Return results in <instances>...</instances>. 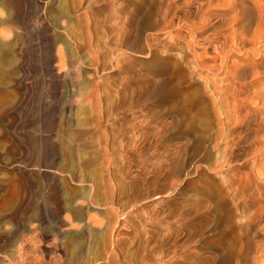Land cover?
<instances>
[{"label":"rangeland","instance_id":"374dc122","mask_svg":"<svg viewBox=\"0 0 264 264\" xmlns=\"http://www.w3.org/2000/svg\"><path fill=\"white\" fill-rule=\"evenodd\" d=\"M79 1L85 0H0V21L2 18L6 19L4 24L0 23V264L108 263L111 246L98 243L111 215L110 206L105 203L106 189L99 177L103 168L101 155L96 148L82 147V150L79 148L75 151L69 142L70 134L75 130L77 132L94 128L95 112L99 110L98 113L103 114L104 106L109 111L110 119L114 117L111 114L117 111L123 116H129L126 127H139L138 130L144 133L154 132L155 127H159V130L164 128L160 130L161 139L156 146H148L141 154H129L135 164L147 163L150 167L154 164L160 167L161 164L166 166L168 159L172 162L171 170L168 171L170 177H160L161 183L156 181L146 188L142 187L136 193L137 199L133 207L130 197L124 192L120 195L119 203L112 207L115 210L114 215L124 222V231L128 233L123 236L121 242L122 252L132 258L139 255L144 232H157L164 225L161 223L163 216L160 214L163 208L173 214L171 220H166L172 222L178 218L186 223L181 228L183 227V231L190 230V236L193 238L190 247L197 257L215 255L211 248H201L199 240L211 239L214 234L217 235L221 226L218 224L219 219L214 217L215 213L224 212L237 204L232 191V179L237 173H234L233 166L237 167L243 176L260 167L254 171L253 178H249L254 182L255 191L261 190L259 192L264 194V174H260L261 166L253 165L256 155L264 151V130L261 135H257L256 131L254 133V130L249 133L246 143L234 148L236 155H239H235L234 163L229 165L226 160L229 147L222 137L223 131H220L224 130V127H221L224 117L220 114L222 109L218 104L217 91L213 90L214 87L220 86L222 78L219 77L228 65L238 61L237 64L251 66V71L244 78L245 82L241 80L242 92L238 89L237 96L243 99L247 97L248 105L245 103L243 110L247 107L246 112L250 110L256 121L264 118V0H183V5L182 0H164L167 4L163 0H99L100 4L96 3L97 0H94L95 3L93 0H86V3L83 2L85 4L77 7ZM170 1L175 4L168 15L165 9ZM197 7L203 10L198 8V12ZM259 12L263 15L260 16ZM90 14L96 21L93 28L85 25L88 17H91ZM83 15L87 17L86 20ZM178 16L180 19L175 18ZM124 23L130 24H126L127 32L130 33V44L116 48L112 37L117 32H122ZM257 26L261 29L258 30ZM244 27H250L252 31L247 29L246 32ZM3 28L7 29V36L1 35ZM256 29L258 31H255ZM240 31H243V34ZM87 33L97 35L95 39L97 38V44L101 47L98 53V64H101L99 68L93 65L89 58L88 54L92 50L85 46L86 36H90ZM244 33L248 34L249 38ZM188 35H191V39ZM140 36L143 39H140ZM220 36L224 37L223 41L219 39ZM255 36H258V41ZM134 42L138 44L131 47ZM225 42H230L231 47L234 45L238 50L235 47L230 48ZM205 47L209 50L203 49ZM220 52L224 54L221 56ZM120 53H125L126 56ZM60 55L64 59H61ZM197 55H200V58L197 59ZM191 56L192 58H189ZM206 60L207 64L204 62ZM214 60L218 62L214 64ZM211 61L213 64H210ZM203 67L204 70H201ZM217 67L219 68L216 70ZM249 91L255 94H249ZM116 106H122V109L117 110ZM192 114L195 115L194 118ZM112 127L117 130L119 123L113 120ZM259 129H264V124ZM91 135L98 136L96 133ZM255 135L257 136L252 137ZM195 143L198 146H195ZM170 153L176 161L172 156L165 157ZM187 161L191 163L188 164ZM178 163L180 165L177 170ZM239 163L241 164L238 165ZM114 165H120L118 156L114 159ZM246 174L245 177L248 176ZM122 186L125 188L124 183ZM155 192L157 194L153 195ZM237 220L241 223L243 219ZM262 222L256 228L263 233L257 236L258 243L254 242L257 253L253 250L255 253L251 256V260H258L256 264H260L264 259V221ZM177 225L171 226L177 229ZM195 245L198 247H194Z\"/></svg>","mask_w":264,"mask_h":264},{"label":"bare ground","instance_id":"6f19581e","mask_svg":"<svg viewBox=\"0 0 264 264\" xmlns=\"http://www.w3.org/2000/svg\"><path fill=\"white\" fill-rule=\"evenodd\" d=\"M119 1V0H118ZM123 1V0H122ZM127 1V0H126ZM132 1V0H131ZM186 1V0H185ZM258 1V0H257ZM260 1V0H259ZM86 3V0L83 1ZM82 1H79L77 2V7L85 4L83 3ZM94 2V0H93ZM113 2V1H111ZM136 2V1H135ZM134 2V3H135ZM160 2V1H159ZM164 2V0H163ZM162 2V5L167 4L166 1L163 3ZM193 2V0H192ZM87 3H89L87 1ZM95 3V2H94ZM96 3H99V0L96 1ZM114 3V2H113ZM142 4V2H140ZM144 3V2H143ZM147 3V1H146ZM150 3V1H149ZM155 3V2H154ZM177 3V2H176ZM259 3V2H258ZM100 4V3H99ZM98 4V5H99ZM116 4V3H115ZM120 4V3H119ZM175 3L173 2H168V6H167V9H165V13L166 14H170L172 12V9H173V5ZM181 4V2H180ZM193 4V3H192ZM195 4V2H194ZM193 4V5H194ZM95 5V4H94ZM177 5V4H176ZM183 5V0H182V4ZM181 5H179L178 7H180ZM191 5V4H189ZM188 5V6H189ZM192 5V6H193ZM196 5V4H195ZM200 5V4H199ZM201 5H204V4H201ZM233 5V4H232ZM262 5V4H261ZM145 6V5H144ZM231 6V5H230ZM239 6V5H238ZM135 7V6H134ZM162 7V6H160ZM160 7L158 9H160ZM186 7H187V3H186ZM202 7V6H200ZM83 8V7H82ZM150 8V6H149ZM149 8H148V11H149ZM152 8V7H151ZM164 8V6H163ZM181 8V7H180ZM185 8V7H184ZM199 7H197V11L200 9H198ZM203 8V7H202ZM205 8V7H204ZM258 8V7H256ZM261 8V7H260ZM264 8V7H263ZM182 9V8H181ZM192 9V8H191ZM255 9V8H254ZM253 9V10H254ZM154 10V8H153ZM157 10V8L155 9ZM189 10V9H187ZM195 10V9H194ZM203 10V9H200V11ZM252 9H250L251 11ZM258 10V9H257ZM263 10V9H262ZM147 11V10H146ZM162 11V10H161ZM159 10V12H161ZM192 11V10H191ZM198 11V12H200ZM264 11V10H263ZM136 12V11H135ZM150 12V11H149ZM158 12V13H159ZM163 12H164V9H163ZM193 12V11H192ZM191 12V13H192ZM252 12V11H251ZM255 12V11H254ZM258 12V11H257ZM2 13V12H1ZM145 13V12H144ZM174 13V12H173ZM185 13V12H184ZM188 13V12H186ZM196 13V11L194 12ZM249 13V12H248ZM256 13V12H255ZM261 12H259L260 14ZM263 13V12H262ZM139 14V13H138ZM164 14V13H163ZM165 14V15H166ZM200 14V13H199ZM238 14V13H237ZM237 14L235 16H237ZM258 14V13H257ZM2 15V14H1ZM86 16H88L87 14H85ZM144 16L146 14H143ZM156 15H159V14H156ZM186 15V14H185ZM193 15V14H192ZM191 15V16H192ZM196 15V14H195ZM198 15V14H197ZM255 15V14H254ZM263 15V14H260V16ZM84 16V15H83ZM82 16V17H83ZM91 17H88L89 20L87 19V22L85 23L86 27H91L93 28L95 26V20L92 18L94 16H92L90 14ZM149 16V15H148ZM161 16V15H160ZM164 16V15H163ZM175 16V14H174ZM188 16V15H187ZM200 16V15H199ZM205 16V15H204ZM85 17V16H84ZM151 17V16H149ZM159 17V16H158ZM173 17V15H172ZM180 16L178 17H175V18H179ZM185 17V16H184ZM189 17V16H188ZM194 17V16H193ZM197 17V16H195ZM248 17V16H247ZM252 17V16H250ZM87 17H85V20H86ZM145 18V17H144ZM165 18V17H164ZM187 18V17H185ZM191 18V17H190ZM189 18V20H190ZM201 18V17H200ZM203 18V16H202ZM201 18V19H202ZM253 18V17H252ZM251 18V19H252ZM256 18V16H255ZM259 18V17H258ZM143 19V18H142ZM149 19V18H148ZM163 19V17L161 18ZM167 19V18H166ZM168 19H169V16H168ZM180 19V18H179ZM177 19V21L179 20ZM184 19V18H183ZM199 19V18H198ZM234 19V18H233ZM262 19V18H261ZM83 20V19H82ZM151 20V19H150ZM148 20V21H150ZM154 20V18H153ZM172 20V19H171ZM169 20V21H171ZM174 20V19H173ZM176 20V19H175ZM186 20V19H185ZM235 20H236V17H235ZM253 20V19H252ZM256 20V19H255ZM260 20V18H259ZM6 19L2 18L0 23H5ZM84 21V20H83ZM140 21V20H139ZM147 21V19H146ZM159 21V20H158ZM162 22L164 20H161ZM184 21V20H183ZM182 21V22H183ZM192 21V20H191ZM202 21V20H201ZM262 21V20H261ZM106 22V21H105ZM125 22V21H124ZM144 22V20H143ZM181 22V24H182ZM185 22V21H184ZM210 22V21H209ZM250 22V21H248ZM247 22V23H248ZM255 22V21H254ZM120 23V22H119ZM141 23V22H140ZM165 23V21H164ZM169 23V22H168ZM173 23V22H172ZM175 23V21H174ZM190 23V22H188ZM197 23V21H196ZM205 23V21L203 22ZM231 23V22H230ZM236 23V22H235ZM237 23L238 20H237ZM252 24V22H250ZM248 23V24H250ZM261 23V22H260ZM116 25L118 24L117 22L115 23ZM126 24H129V23H124V27L122 29V32L119 31L117 32V34L112 37L113 40L115 41V45H116V48H122V47H125L126 45H129V41H130V33L128 34V30L126 28ZM137 25H139L137 22H136ZM157 24V23H156ZM167 24V23H166ZM178 24V23H177ZM176 24V25H177ZM194 25V23H192ZM233 24V23H232ZM242 24V23H241ZM244 24V23H243ZM246 24V22H245ZM258 24V22H257ZM84 25V24H82ZM122 25V24H121ZM141 25V24H140ZM144 25V23H143ZM207 25V24H206ZM240 25V24H239ZM4 26V25H2ZM1 26V27H2ZM113 26V25H112ZM130 26V24H129ZM164 26V25H163ZM178 26V29H179V24L177 25ZM186 26V25H185ZM195 26V25H194ZM209 26V25H208ZM250 26V25H249ZM254 26V24H253ZM260 26V25H259ZM115 27V26H114ZM117 27V26H116ZM122 27V26H121ZM140 27V26H139ZM142 27V26H141ZM146 27V26H145ZM145 27H144V30H145ZM175 27V25L173 26ZM184 26H182L183 28ZM202 27V26H201ZM248 27V26H247ZM251 27V26H250ZM247 28L249 29L250 31L251 28ZM258 27V26H257ZM256 27V28H257ZM264 27V26H263ZM88 28V29H89ZM187 28V26H186ZM204 28V27H203ZM211 28H212V25H211ZM210 28V29H211ZM239 28V27H238ZM237 28V29H238ZM259 28L261 29V27H258V30ZM136 29V28H135ZM177 29V27H176ZM191 29H193L191 27ZM199 29V28H197ZM208 29V28H206ZM245 31L247 30L245 27H244ZM9 30V29H8ZM92 30V29H91ZM111 30V29H110ZM119 30V29H118ZM132 30V29H131ZM138 30V29H137ZM168 30V29H167ZM182 30V29H180ZM188 30V29H186ZM195 30V28H194ZM201 30V29H200ZM242 30V29H241ZM257 29L255 31H258ZM264 30V29H263ZM142 31V30H141ZM175 31V30H174ZM179 31V30H178ZM192 31V30H190ZM189 31V32H190ZM197 31V30H196ZM210 31V30H209ZM237 31V30H236ZM248 31V30H247ZM246 31V32H247ZM95 32V30H94ZM133 32V31H132ZM137 32V31H136ZM183 32V31H182ZM198 32V31H197ZM234 32V31H233ZM242 32L243 34V31H240ZM7 33V29L3 28L1 30V35L2 36H7L6 35ZM111 33V32H110ZM137 33H140L137 32ZM188 33V32H187ZM192 33V32H191ZM200 33V31H199ZM208 33V32H207ZM206 33V34H207ZM216 33V32H215ZM218 33V32H217ZM250 33V32H249ZM258 33V32H256ZM261 33V32H259ZM258 33V34H259ZM9 34V33H8ZM89 33H87L88 35ZM136 34V33H135ZM147 33H145L146 35ZM169 34V33H168ZM171 34V33H170ZM198 34V33H197ZM195 34V35H197ZM203 34V32H202ZM205 34V33H204ZM232 34V32H231ZM235 34V33H234ZM238 34V33H237ZM236 34V35H237ZM245 34V33H244ZM251 34V33H250ZM10 35V34H9ZM90 36H86L87 39L86 40V44L85 46H87L89 49H91V53L88 54L91 59V62L93 63V65H95L96 67H100L101 64H98V58L100 55H98V53L100 52V48L97 44V41L95 39V37L97 36H93L91 34H89ZM108 35V34H107ZM141 35V34H140ZM148 35V34H147ZM176 35V34H175ZM209 35V34H208ZM212 35V34H211ZM225 34H223L224 36ZM229 35V34H228ZM226 35V36H228ZM240 35V34H238ZM246 35V34H245ZM263 35V34H261ZM93 36V37H92ZM136 36V35H134ZM184 36V34H183ZM189 36V35H188ZM187 36V37H188ZM194 36V35H193ZM192 36V38H193ZM200 36V35H199ZM243 35H241L242 37ZM107 37V36H106ZM141 37V36H140ZM143 37V35H142ZM140 38V39H143V38ZM157 37V35H156ZM171 37V36H170ZM178 37V36H177ZM182 37V36H181ZM190 39H191V35L189 36ZM221 37V36H220ZM225 37V36H224ZM223 37V38H224ZM234 37V36H233ZM245 37V36H244ZM247 38L248 37V34L246 35ZM245 37V38H246ZM256 37V36H255ZM255 37H254V40H255ZM258 37V36H257ZM257 37H256V40H257ZM260 35H259V39H260ZM111 38V40H112ZM135 37H133L134 39ZM154 38V37H153ZM169 38V37H168ZM174 38V37H172ZM183 38H186V37H183ZM183 38H180V39H183ZM195 38H198L195 36ZM219 38V37H218ZM223 38H219V39H222L223 41ZM240 38V37H239ZM253 38V37H252ZM160 39V38H159ZM189 39V38H188ZM200 39V38H199ZM211 39V38H210ZM226 39V38H225ZM224 39V40H225ZM233 39V38H231ZM236 39V38H234ZM262 39V38H261ZM132 40V39H131ZM135 40V39H134ZM154 40V39H153ZM195 40V39H194ZM206 40V38H205ZM214 40V39H213ZM211 40V41H213ZM240 41V39H238ZM255 40V41H256ZM3 41V40H2ZM139 41V40H138ZM141 41V40H140ZM170 41V40H169ZM180 41V40H179ZM179 41H177L178 43H180ZM198 41V40H197ZM215 41V40H214ZM219 41V40H218ZM238 41V42H239ZM242 41V40H241ZM249 41V39H248ZM253 41V40H252ZM258 41V40H257ZM261 41V40H260ZM1 42V41H0ZM98 42H99V39H98ZM132 42V41H131ZM182 42V41H181ZM187 42V40H186ZM196 42V41H195ZM201 42V41H199ZM228 42V40H227ZM108 43V42H107ZM106 43V44H107ZM114 43V42H112ZM188 43V42H187ZM190 43V42H189ZM188 43V44H189ZM193 43V42H192ZM191 43V44H192ZM217 43V42H216ZM226 43V42H225ZM230 43V42H229ZM229 43H226V44H229ZM243 43V42H242ZM244 43H246L244 41ZM243 43V44H244ZM252 43V42H251ZM262 43V42H261ZM5 44V42H4ZM9 44V43H8ZM7 44V45H8ZM111 44V42H110ZM134 43H132V45H130L131 47L133 46ZM138 42L135 44L137 45ZM184 44V43H183ZM187 45V47L189 48V46ZM190 44V45H191ZM203 44V43H202ZM208 44V43H207ZM210 44V42H209ZM213 44V43H212ZM220 44V43H219ZM231 44V43H230ZM229 44V45H230ZM241 45V42L239 43ZM253 44V43H252ZM251 44V45H252ZM3 45V44H2ZM141 45V42L139 44V47ZM171 45V44H170ZM185 45V44H184ZM205 45V43H204ZM232 45V44H231ZM230 45V48L234 49L233 47L237 48L238 50V47L234 46L231 47ZM255 45L254 44V49H255ZM84 46V44H83ZM113 46V45H112ZM192 46V45H191ZM190 46V48H191ZM194 46H197V45H194ZM193 46V47H194ZM206 46V45H205ZM226 46V45H224ZM228 46V45H227ZM238 46V45H237ZM245 46V45H244ZM258 46V45H257ZM2 47V46H1ZM129 47V46H128ZM171 47V46H170ZM173 47V46H172ZM171 47V48H172ZM208 47V45H207ZM205 47L203 49L207 50L208 48ZM215 47V45H214ZM213 47V48H214ZM240 47V46H239ZM243 47V46H242ZM5 48V47H4ZM111 48V47H110ZM138 48V47H137ZM150 48V47H149ZM152 48V47H151ZM184 48V47H182ZM180 48V49H182ZM207 48V49H206ZM218 48V46H217ZM227 48V47H226ZM249 48V47H248ZM9 49V48H7ZM87 49V48H86ZM99 49V51H98ZM136 49V48H135ZM143 50V48H141ZM192 49V48H191ZM195 49V47L193 48ZM198 49V48H197ZM200 49V47H199ZM211 49V48H210ZM215 49V48H214ZM225 49V47H224ZM252 49V48H251ZM258 49V48H257ZM256 49V50H257ZM5 50V49H4ZM121 50V49H120ZM123 50V49H122ZM134 50V48H133ZM152 50V49H151ZM183 50V49H182ZM181 50V51H182ZM209 50V49H208ZM213 50V49H212ZM211 50V51H212ZM228 50V48H227ZM226 50V51H227ZM231 50V49H230ZM2 51V50H1ZM90 51V50H89ZM124 51V50H123ZM122 51V52H123ZM132 51V50H131ZM153 51V50H152ZM151 51V52H152ZM191 51V50H190ZM199 51V50H198ZM204 51V50H203ZM222 51V50H221ZM235 51V50H234ZM249 51V49H248ZM126 52V50H125ZM189 52V50H188ZM195 52V51H194ZM257 52V51H256ZM255 52V53H256ZM59 53V52H58ZM57 53V55H58ZM157 53V52H156ZM198 53V52H197ZM221 53V52H220ZM219 53V54H220ZM250 53V51H249ZM254 53V52H253ZM3 54V53H2ZM122 55H124L125 53H120ZM128 54V52H127ZM152 54V53H151ZM155 54V53H154ZM199 54V53H198ZM214 54H215V51H214ZM223 53H221V56H222ZM121 55V56H122ZM133 55V54H132ZM203 55V54H202ZM232 55V53H231ZM229 55V56H231ZM117 56V55H116ZM126 55H124L125 57ZM131 56V55H130ZM158 56V55H157ZM197 59L200 58L199 56L200 55H197ZM207 56V55H206ZM119 57V56H118ZM129 57V56H128ZM154 57V56H153ZM161 57V56H160ZM187 57V56H186ZM196 57V56H194ZM203 57V56H202ZM216 57V56H215ZM219 57V55H218ZM225 57V55H224ZM227 57V56H226ZM235 57H237L235 55ZM244 57V56H243ZM60 58L62 59V55H60ZM189 58H192L189 57ZM205 58V57H204ZM246 58V57H245ZM60 59V60H61ZM64 59V58H63ZM120 58H118L119 60ZM123 59V58H122ZM128 59V58H127ZM160 59V58H159ZM195 61L197 62L196 58H194ZM207 59V58H205ZM225 59V58H223ZM234 59V57H233ZM237 59V58H236ZM240 59V57H239ZM243 59V58H242ZM249 59V58H248ZM193 60V59H192ZM204 60V59H203ZM211 60V59H209ZM244 60V59H243ZM242 60V61H243ZM116 61V60H115ZM130 61V60H129ZM189 61V59H188ZM194 61V62H195ZM207 61H204L206 62L207 64ZM215 61V60H214ZM218 62V60H216ZM216 61L214 62V64L216 63ZM221 61H222V57H221ZM224 61V60H223ZM234 61V60H231V62ZM63 62V61H62ZM101 62V61H100ZM104 62V61H103ZM128 62V61H127ZM183 62V61H182ZM181 62V64H182ZM213 61H211L210 64H213L212 63ZM238 62V61H237ZM236 64L233 63V64H230L226 67L225 69V72L222 73L223 77H219V78H222L220 79V86H216L214 87L213 90L216 89L217 91V95H218V104L220 106V109H222V112H220V114L224 117H222L224 119V123L222 125V121L220 122V124L222 125L221 127H224L223 129L224 130H220V131H223V138L226 140L224 142H226V145L228 149V151H226V160H227V163L230 165V164H233L234 161H235V155H236V150H234V148H237L236 146L238 145H242V143L245 142V140L248 138V135H250L252 133V131L254 130V133L256 131V134L259 135L260 133H262V131L264 129H259V127H261L263 124H264V118L262 117V119H260L259 121H256V118H254L253 115H251V112L250 110L246 112L247 110V107H246V110L244 111L243 108H244V105H246L248 103L247 101V97L245 99L240 98V96L238 97L237 96V92H239L238 89H241L243 87L242 85V82L244 80V78L247 77V73L249 71H251L250 67H248L247 65H240V64ZM246 62V61H245ZM123 63V62H122ZM131 63V62H130ZM186 63V62H185ZM184 63V64H185ZM202 63V62H201ZM226 63V62H225ZM242 63V62H241ZM250 63V62H249ZM63 64V63H62ZM189 64V63H188ZM191 64V63H190ZM196 64V63H195ZM200 64V63H199ZM209 64V65H210ZM219 64V63H218ZM104 65V63H103ZM120 65V63H119ZM221 65V64H220ZM219 65V66H220ZM224 65V64H223ZM222 65V66H223ZM227 65V64H226ZM127 66V65H126ZM131 66V65H129ZM217 66V65H216ZM216 66H213V67H216ZM103 67V66H102ZM196 67V66H195ZM209 67V66H208ZM225 67V66H224ZM197 68V67H196ZM199 68V66H198ZM219 67L216 68V70L218 69ZM104 69V68H103ZM194 69V68H193ZM201 69V68H200ZM213 69V68H212ZM215 69V68H214ZM221 69H223V67H221ZM169 70V69H168ZM201 70H204V67L201 69ZM195 71V70H194ZM213 71V70H212ZM222 71V70H221ZM220 71V73H221ZM197 72V70H196ZM204 72V71H203ZM207 72V71H206ZM253 72V71H252ZM256 72V71H255ZM254 72V73H255ZM202 73V72H200ZM211 73V72H210ZM258 73V72H257ZM256 73V74H257ZM206 74V73H205ZM250 74V73H249ZM248 74V75H249ZM199 75V74H198ZM204 75V74H203ZM211 75V74H210ZM217 75V74H216ZM260 75V74H259ZM219 75H217L218 77ZM246 76V77H245ZM250 76V75H249ZM252 76V75H251ZM254 76L253 75V79H254ZM261 76V75H260ZM259 76V77H260ZM202 77V74L201 76ZM204 77H206V75H204ZM210 76H208L209 78ZM257 77V76H256ZM252 78V77H251ZM210 79V78H209ZM215 79V78H214ZM249 79V77H248ZM257 79V78H256ZM261 79V78H260ZM168 80V79H167ZM243 80V81H241ZM250 80V79H249ZM248 80V81H249ZM255 80V79H254ZM165 81V79L163 80ZM169 81V80H168ZM172 80H170V83H171ZM211 81V80H210ZM214 81V80H213ZM248 81H246L248 83ZM251 81V80H250ZM249 81V82H250ZM260 81V80H259ZM166 82V81H165ZM209 82V81H208ZM168 83V82H167ZM166 85H171L170 83ZM216 83V82H215ZM218 84V82H217ZM251 84V83H250ZM253 84V83H252ZM257 84V83H256ZM163 85V84H162ZM210 85V83H209ZM211 85H212V81H211ZM245 85V84H244ZM263 85V84H262ZM254 86V85H253ZM252 86V87H253ZM257 86V85H256ZM255 86V87H256ZM99 87V86H98ZM162 89H163V86H161ZM161 87H159L161 89ZM168 87V86H167ZM250 87V88H252ZM101 88V87H100ZM176 88V86H175ZM212 88V86H211ZM189 89V88H188ZM244 89V88H243ZM119 90V89H118ZM175 90V89H174ZM248 90V89H247ZM161 92H163L162 90H160ZM168 91V90H167ZM177 91V90H176ZM199 91V90H198ZM196 91L194 90V93ZM231 92V93H230ZM241 92H242V89H241ZM255 92V91H254ZM98 93V92H97ZM159 94V91L157 92ZM166 93V92H165ZM173 93V92H172ZM191 93V92H189ZM198 93V92H197ZM209 93V92H208ZM244 93V92H243ZM252 93L249 91V94ZM99 94V93H98ZM102 94V93H101ZM182 94V92H181ZM245 94V93H244ZM253 94V93H252ZM255 94V93H254ZM253 94V95H254ZM100 95V94H99ZM142 95V94H141ZM216 95V94H215ZM239 95V93H238ZM242 95V94H240ZM246 95V94H245ZM244 95V97H245ZM259 95V94H258ZM180 96V95H178ZM177 96V97H178ZM252 96V95H251ZM102 97V95H101ZM216 97V96H215ZM253 97V96H252ZM98 98V97H97ZM162 98V97H161ZM159 98V99H161ZM184 98H186L184 96ZM197 98V97H196ZM262 98V97H261ZM102 99V98H101ZM182 99V98H181ZM118 100V99H117ZM215 100V98L213 99ZM107 101V100H105ZM186 101V99L184 100ZM195 101V100H194ZM252 101V100H251ZM116 102V101H115ZM164 102V101H163ZM214 102V101H213ZM100 103V102H99ZM106 103V102H105ZM120 103V102H119ZM217 103V102H216ZM246 103V104H245ZM255 103V101L253 102ZM260 103V102H259ZM93 104V102H92ZM124 104V103H123ZM126 104V102H125ZM198 104V103H197ZM203 104V103H202ZM213 104V103H211ZM215 104V102H214ZM261 104V103H260ZM95 105V104H94ZM102 105V104H101ZM117 105V104H116ZM174 105V104H173ZM193 105V104H192ZM217 105V104H216ZM248 105V104H247ZM250 105H253V104H250ZM120 106V104H119ZM119 106H116L117 110L121 107ZM200 106V105H199ZM258 106V105H257ZM93 107V106H92ZM124 107V106H123ZM195 107V106H194ZM205 107H207L205 105ZM214 107V106H212ZM218 107V106H217ZM97 108V107H96ZM95 108V109H96ZM100 109V107H98ZM97 108V109H98ZM250 108V107H249ZM254 108V107H253ZM115 109V110H116ZM122 109V108H121ZM193 109V108H192ZM216 109V108H214ZM213 109V110H214ZM260 110V108H258ZM94 110V109H92ZM116 110V111H117ZM199 110V108H198ZM256 110V109H255ZM262 110V109H261ZM99 110H97V112H95V115H94V120H93V125H94V131L92 130H79L72 134H70V138H69V142L72 144L73 146V149H75V151L79 148L82 150V147L84 148H96L97 152L101 155V159H102V163H103V168L101 170V172H99V177L103 180L102 182L104 183V187L106 189V197H105V203L107 204V206H110V212H111V215L109 217V221L108 223H106L105 225V231H104V234L103 236L98 239V243L100 242V244L102 243L104 246H111L110 248V251H109V257L108 258V263L107 264H256V262H258V260H251V256L253 254V250L256 251L257 253V249L255 248L254 249V244L255 243H258L256 242V238L257 236H260L262 235L263 233L260 232L259 230H257L256 228L261 224L263 223L262 221H264V194L262 192H259V191H255V188L253 186L254 182L252 183V181L250 180V178H253V174H255V170L257 169H254V171H251L249 172V175L245 177V174L244 176L242 175V173H240L239 169L235 166H233V170H234V173H236L235 177L232 179L233 183H232V187H233V194H234V197H235V200L237 202V204L234 206L233 205V208H229V209H226V211L224 212H216L214 217L217 218L218 220V224L221 226V228L219 229L220 231L217 233V235H213V237L211 239H202V240H199V245H201V248H211L215 255L213 256H206L204 258H199L197 257L196 253L194 251L191 250V244L193 242V238L192 236H190V230L189 231H183L181 226H184L186 223H184V221L182 222V220L180 219H173L172 222H170V217L173 216L172 214V211H167L166 209H163L160 211V214L163 216L161 218V223L164 224L160 229H158V231L156 232L155 230H147L144 232V239L140 245V250H139V255L136 257V258H132V257H127L124 252H122L123 250L121 249V242L123 241V236L127 235L128 233L126 231H124V228H123V224L124 222L122 220H119V218L114 215V211L112 209L113 206H115V204H118L119 203V198H120V195L124 192V193H127L128 196L130 197V203H133L132 207L134 206V203H136V199H137V196H136V193L139 192L141 190L142 187L146 188L148 187V185H150L151 183L155 182L156 181H160V177H166L168 175V178L170 177L168 171L170 172L171 170V167H172V162H170V159H168L167 163H166V166L163 165L161 166L162 164L160 165V167L156 166L155 164L153 166H149L147 163H140L139 165L135 164L133 160L130 159L129 157V154L130 155H134V154H141L142 152H144V150L148 147V146H156L157 143H159L160 139H161V133L160 130H163L161 127V129L159 130V127H155L156 129L154 130V132L152 131V133H144V132H141L139 127L138 129L135 128V126H131V127H126V122L129 123L128 121V118L129 116L125 115H121L120 112L117 111V113H114L111 114V116L113 115V119H110L109 118V111H107V108L104 106L102 111H103V114H101L100 112L98 113ZM101 111V110H100ZM197 111V109H196ZM217 111V109H216ZM258 111V110H257ZM200 112V111H199ZM259 112V111H258ZM98 113V114H97ZM198 113V111H197ZM254 112H252L253 114ZM257 113V112H256ZM120 114V115H119ZM196 114V113H194ZM195 116V115H194ZM193 114H192V117L194 118ZM220 117V115H218ZM197 117V116H196ZM261 117V116H260ZM191 118V119H193ZM259 118V117H258ZM200 119V118H199ZM115 121V122H118L119 123V127L117 130L113 129L112 127V121ZM194 120V119H193ZM192 120V121H193ZM197 120V119H195ZM201 120V119H200ZM222 120V119H221ZM191 121V122H192ZM202 121V120H201ZM220 121V120H219ZM131 122V120H130ZM203 123V121L201 122ZM200 124V123H199ZM191 125V123H190ZM103 126V127H102ZM137 126V125H136ZM194 127V126H193ZM154 128V127H153ZM258 128V130L256 129ZM263 128V127H262ZM218 129V128H217ZM222 129V128H221ZM220 131H218V133H221ZM164 132V131H163ZM217 132V131H216ZM93 133H96L98 134V136L96 137H93ZM250 133V134H249ZM163 135V134H162ZM221 134H219L220 136ZM254 135V134H253ZM257 135L255 136H252V137H256ZM261 135V134H260ZM218 136V135H216ZM263 137V136H262ZM201 138V136H200ZM90 139V140H89ZM220 139H221V136H220ZM251 139V138H250ZM202 140V139H200ZM253 141V140H252ZM256 141V139L254 140ZM253 141V142H254ZM260 141V140H259ZM197 142V141H196ZM222 142V141H220ZM69 143V144H70ZM218 143H219V140H218ZM246 143V142H245ZM196 144V143H195ZM248 144V143H247ZM254 144V143H253ZM202 145V144H201ZM249 145V144H248ZM195 146H198L197 144ZM216 146V145H215ZM224 147V145H222ZM245 146V145H244ZM243 146V147H244ZM250 147V146H249ZM196 148V147H195ZM203 148V147H202ZM223 148V149H225ZM199 149V147H198ZM244 149V148H243ZM242 149V150H243ZM253 149V147H252ZM204 150V149H203ZM206 150V149H205ZM170 151V150H169ZM200 151V150H199ZM252 151V150H251ZM205 152V151H204ZM222 152V151H221ZM225 152V150H224ZM223 152V153H224ZM257 152V151H255ZM254 152V153H255ZM167 153V152H166ZM169 153V152H168ZM243 153V152H242ZM177 154V153H176ZM225 154V153H224ZM248 153H246L247 155ZM239 155V154H237ZM236 155V156H237ZM245 155V154H244ZM249 155V154H248ZM252 155V154H251ZM116 156H118L120 158V165L119 167H116L114 165V159L116 158ZM173 155L170 154H167L165 157H170ZM204 156V155H203ZM205 157V156H204ZM224 157V156H223ZM254 157V156H253ZM166 158V159H167ZM174 158V157H173ZM240 158H243V157H240ZM239 158V159H240ZM250 158V156H249ZM248 158V159H249ZM175 161H176V158H174ZM190 159V158H189ZM203 159V158H202ZM245 159V158H244ZM172 160V159H171ZM177 160H178V157H177ZM180 160V159H179ZM188 160V159H187ZM192 160V159H190ZM208 160V159H207ZM224 160V158H223ZM241 160V159H240ZM250 160V159H249ZM248 160V161H249ZM86 161V159H85ZM174 161V160H173ZM205 161H206V157H205ZM204 161V162H205ZM225 161V160H224ZM237 161V160H236ZM243 161V160H242ZM241 161V162H242ZM247 161V162H248ZM88 162V161H87ZM86 162V163H87ZM92 162V160H91ZM182 162V161H181ZM188 164L191 163L189 161H187ZM203 162V161H202ZM245 163V162H244ZM176 164V163H175ZM175 164H174V167H175ZM187 164V165H188ZM236 164V163H235ZM241 163H239L238 165H240ZM251 164V163H250ZM249 164V165H250ZM260 165L261 166V172L260 174H264V151L263 152H259L257 155H256V159L254 160L253 162V165ZM80 165V164H79ZM82 165V163H81ZM80 165V166H81ZM151 165V164H150ZM179 165L180 163L177 164L176 166V169L178 170L179 169ZM228 165V167H229ZM252 165V166H253ZM88 166V165H87ZM86 166V167H87ZM90 166V165H89ZM252 166L250 168H252ZM239 167V166H238ZM258 167V166H257ZM85 168V167H84ZM230 168V167H229ZM254 168V167H253ZM260 168V167H259ZM259 168L257 170H259ZM175 169V168H174ZM176 170V172H177ZM232 171V170H231ZM249 171V170H248ZM175 172V170H174ZM182 172V171H181ZM228 172V170H227ZM230 172V171H229ZM228 172V173H229ZM247 172V171H246ZM259 171H257L258 173ZM180 173V172H179ZM232 173V172H231ZM175 174V173H174ZM178 174V173H177ZM189 174V173H188ZM259 174V173H258ZM79 175V174H77ZM257 175V174H256ZM255 175V176H256ZM173 176V175H171ZM263 176V175H262ZM180 177V176H179ZM231 177V176H230ZM250 177V178H249ZM79 178V177H78ZM182 178V177H181ZM245 178V179H244ZM171 179V178H170ZM174 179V178H173ZM172 179V180H173ZM260 179V178H259ZM264 178H262L263 180ZM166 180V179H165ZM168 180V179H167ZM255 181V179H254ZM164 182V181H163ZM162 182V183H163ZM125 184V188L122 186V184ZM158 183V182H157ZM161 183V181H160ZM173 183V182H172ZM165 184V183H164ZM157 185V184H156ZM173 185V184H172ZM256 185V184H255ZM174 186V185H173ZM230 186V185H229ZM123 187V188H122ZM176 187V186H175ZM172 188V186H171ZM174 188V187H173ZM232 189V188H231ZM257 189V188H256ZM156 190V189H155ZM223 190V189H222ZM174 191V190H173ZM231 191V192H232ZM264 191V190H262ZM219 193V192H218ZM157 193H153V195H156ZM232 194V193H231ZM151 195V196H153ZM229 195V193H228ZM149 196V195H148ZM232 196V195H230ZM224 198V196H223ZM225 198H228V197H225ZM233 198V196H232ZM229 199V198H228ZM227 199V200H228ZM231 199V198H230ZM220 202V201H219ZM226 202V201H225ZM233 202L235 203L234 199H233ZM221 204V203H220ZM227 208V207H226ZM215 209V208H214ZM225 209V208H224ZM238 210L240 211V213H238ZM215 212V211H214ZM214 218V219H215ZM237 218L239 219H243L241 223H238L239 221L237 220ZM166 219H170V220H166ZM185 219H187V217H185ZM210 220V219H209ZM161 224V225H162ZM174 224H178L177 225V229H173V227L171 225H174ZM217 224V222H216ZM192 225V224H191ZM210 226V225H209ZM188 227V226H187ZM216 226H214V229H215ZM212 230V229H211ZM198 235H201V234H198ZM212 235V234H211ZM194 237V236H193ZM197 237V236H196ZM210 237V236H209ZM262 237V236H261ZM93 241V240H92ZM96 241V240H95ZM198 242V241H197ZM255 242V243H254ZM99 245V244H98ZM193 247V246H192ZM194 247H198V245L194 246ZM260 248V246H259ZM258 248V249H259ZM193 249V248H192ZM197 249V248H196ZM196 251V250H195ZM261 251V249H260ZM183 252V253H187L186 255H181L180 253ZM259 252V251H258ZM255 253V252H254ZM261 253V252H260ZM263 254V253H262ZM264 255V254H263ZM199 256V255H198ZM256 256V255H255ZM261 257V255L259 256ZM257 256V258H259ZM107 260V259H106ZM261 261V260H260ZM264 262V259L263 261H261V263ZM260 263V264H261ZM259 264V263H258Z\"/></svg>","mask_w":264,"mask_h":264}]
</instances>
